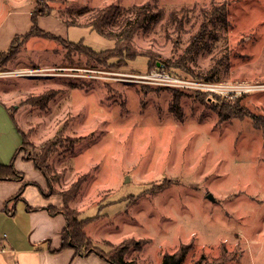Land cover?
<instances>
[{
  "label": "rangeland",
  "instance_id": "374dc122",
  "mask_svg": "<svg viewBox=\"0 0 264 264\" xmlns=\"http://www.w3.org/2000/svg\"><path fill=\"white\" fill-rule=\"evenodd\" d=\"M5 4L16 10L0 14V35L24 33L31 12L41 10L45 24L66 31L65 44L19 38V52L0 65V101L21 128L23 154L41 164L47 192L65 198L53 207L68 204L96 238L113 241L91 238L106 255L132 237L125 257L136 264H160L180 246L182 264L218 263L221 253L226 264H264V0ZM110 4L121 12L106 32L120 33L135 19L134 5L154 13L133 34L136 57L104 64L66 46L82 39L97 51L112 48L115 39L91 24ZM204 22L205 38L192 46ZM157 68L224 89L134 76ZM6 119L0 104L1 143L10 140Z\"/></svg>",
  "mask_w": 264,
  "mask_h": 264
},
{
  "label": "crops",
  "instance_id": "0c3cea01",
  "mask_svg": "<svg viewBox=\"0 0 264 264\" xmlns=\"http://www.w3.org/2000/svg\"><path fill=\"white\" fill-rule=\"evenodd\" d=\"M8 2L5 0L0 7V14L4 18L14 15L16 10L12 7L4 11L5 3ZM45 19L38 17L42 29H49L50 32L63 30L58 33L59 36L66 33L61 24L48 26ZM17 34L23 33H16L15 28L4 31L0 35V50H7ZM0 104L9 116L6 121L8 133L11 134L8 142H0V164L8 165L13 160L15 170L23 173L19 180L0 179V264H111L95 252L82 255L71 247L58 250L66 218L61 210L51 213L47 207L62 206L63 198L57 193L45 195L42 191L47 192V180L43 173L32 160L24 157L23 152L15 155L23 141V134L15 117L10 114L9 105L1 101ZM88 225L85 226V232L93 240H109L105 236L96 238L88 231Z\"/></svg>",
  "mask_w": 264,
  "mask_h": 264
},
{
  "label": "trees",
  "instance_id": "16d2710c",
  "mask_svg": "<svg viewBox=\"0 0 264 264\" xmlns=\"http://www.w3.org/2000/svg\"><path fill=\"white\" fill-rule=\"evenodd\" d=\"M130 9L135 13L136 17L133 20H128V22L124 25V28H122L120 33L106 32L104 30L105 26L112 24L117 19V16L121 12V8L119 6L110 4L103 8H99L96 11V13H94L93 20L91 23L93 28L96 29L100 34L108 38L115 39V44L112 48L97 51L91 48L90 46L85 45L82 39L77 42L68 41L66 42V46L75 48L76 50L84 51L85 53L92 55L93 57H95L97 60H99L104 64H106L109 58L113 56H117L119 58L126 57L131 59L136 57L139 53L137 52L136 48L132 43L133 34L135 33V30L138 27L143 26L148 20H150L151 17L154 15V13L150 11L149 6L146 4L134 5ZM220 9H221L219 10L220 18L223 20V23L227 22V15H226L227 13L225 7L222 5ZM41 14H43L42 10L38 12L35 11L31 12L32 24L30 28L23 34L15 35V37L11 41L10 47L7 50H0V65L5 64L11 57H13L16 53L19 52L18 42H17L19 38H21L23 42L26 41L32 35H36V36H42V37L54 39L56 41H61L62 43L65 44V41L61 36L56 35L50 31H46L39 26L38 17ZM205 26L206 23L204 22L202 24L201 31L196 33V35L194 36V40H193L194 44L192 46L197 45L200 40H203V38H205L203 34ZM151 60L152 57L150 55L149 61L151 62ZM150 65H153L152 62ZM22 144L23 143H21V145L17 148L15 155L19 152L24 151ZM24 157L27 158L28 160H32L35 167L39 169L43 173L45 178L48 180L47 174L45 173V171L42 170L41 164L39 163L37 158H33L30 154H25ZM22 177H23V173L15 170L13 165V160L8 165L0 164V179L19 180ZM76 191L77 188L75 189L73 194ZM42 192L45 195H49L51 193L44 191ZM63 199L65 200L64 197ZM67 205L63 209H57L53 206L47 207L51 213H55L58 210H61L66 218V226L61 232V243L60 246L58 247V250L65 247H71L82 255L95 252L101 258L110 262L111 264H136L135 260L125 259V253L128 250L129 245L133 242L132 237H128L122 240L123 243L125 242V245L127 242L126 246L124 244H121L115 247L114 250L111 251L110 255H106L100 250H98L96 247H93L91 245L92 239L84 231L86 222H84L83 220H79L77 218V212ZM135 247L138 249L140 246L139 244L138 245L135 244ZM185 254H186V248L182 246H180V248L174 252H165L162 254L160 264H182V260ZM217 260L218 263L212 261L208 263L205 262L204 264H226L227 261L229 260V256L224 253H221V255L218 257Z\"/></svg>",
  "mask_w": 264,
  "mask_h": 264
},
{
  "label": "built area",
  "instance_id": "2783aa9c",
  "mask_svg": "<svg viewBox=\"0 0 264 264\" xmlns=\"http://www.w3.org/2000/svg\"><path fill=\"white\" fill-rule=\"evenodd\" d=\"M134 76L135 78H138L140 81L154 82L157 84L168 85V86L171 85V86L183 87V88H202L203 87L206 90H214L217 88L224 89V86L222 85L217 86L213 84L195 82L190 79H185V78L170 74L166 70L159 69V68L153 69L149 73L136 74Z\"/></svg>",
  "mask_w": 264,
  "mask_h": 264
}]
</instances>
